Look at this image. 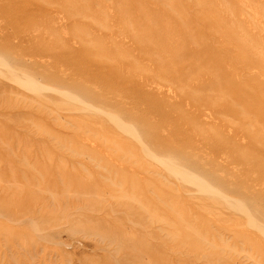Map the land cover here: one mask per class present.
<instances>
[{
	"label": "rangeland",
	"instance_id": "rangeland-1",
	"mask_svg": "<svg viewBox=\"0 0 264 264\" xmlns=\"http://www.w3.org/2000/svg\"><path fill=\"white\" fill-rule=\"evenodd\" d=\"M0 59V264H264V0H0Z\"/></svg>",
	"mask_w": 264,
	"mask_h": 264
},
{
	"label": "bare ground",
	"instance_id": "bare-ground-1",
	"mask_svg": "<svg viewBox=\"0 0 264 264\" xmlns=\"http://www.w3.org/2000/svg\"><path fill=\"white\" fill-rule=\"evenodd\" d=\"M5 62H6V61H5ZM5 62H3V61L0 59V66H1V65L4 66ZM3 63H4V64H3ZM6 64H7V63H6ZM5 66H6V65H5ZM9 67H10V66L8 65L6 68H9ZM11 68H12V66L10 67V70H11ZM4 69H5V68H4ZM10 70L7 69V71H9V72H10ZM9 72H8V73H9ZM1 73H2V72H1ZM1 73H0V74H1ZM2 74H3V73H2ZM10 74H11V73H10ZM3 75H4V74H3ZM0 76H1V75H0ZM24 76H26V75H24ZM1 77H5V75H4V76H1ZM8 80H9V79H8ZM19 85H20V84H19ZM61 94H62V93H61ZM63 94H64L65 96L67 95L66 92H64ZM74 96H75V95H73V98L75 99ZM74 99H73V100H74ZM74 101H75V100H74ZM77 103H78V102H77ZM81 103H82V102H81ZM90 107H91V106H90ZM97 111H98V109H97ZM102 112H103V111H102ZM110 116H111V114H110ZM111 117H113V114H112ZM115 117H116V116H114V118H111L112 122H114V121H113L114 119H115V120L117 119V117H116V118H115ZM109 118H110V117H109ZM124 119H125V118H124ZM118 120H119V119H117V120L115 121L118 125H117L116 123H115V124H116L117 126H119V125L121 126L122 124L119 122L120 120H119V121H118ZM109 121H110V120H109ZM121 122H122V121H121ZM119 123H120V124H119ZM123 126H125V128H127V129H126L127 131H128V129H129V132L132 131V130H130V128H131L130 126H129V128L126 127V124H123ZM121 127H122V126H121ZM125 128H124V129H125ZM126 130H125V131H126ZM122 132H123V131H122ZM124 133H125V132H124ZM126 133H127V132H126ZM127 134H128V133H127ZM129 135H130V134H129ZM131 135H132V134H131ZM142 144H143V143H142ZM141 147H144V144H143ZM145 147H146V146H145ZM144 149H146V148H143V151H144V152L147 151V150H144ZM148 152H150V151H148ZM148 152H147V153H148ZM148 154H151V153H148ZM146 155H147V154H146ZM161 162H162V160H161ZM171 163H172V162H171ZM173 163H174V162H173ZM173 163H172V165H171V164L168 163V161H167V164H168V165L173 166L172 169L175 171V175H176V174L179 172V164H178V163H175V164H178V167H176L175 165H173ZM162 164H163V163H162ZM164 164L166 165V161H165V160H164ZM166 166H167V165H166ZM184 174H186V173L183 172L181 175H184ZM191 178L193 179L192 175H191ZM197 179H198L200 182H202V181L199 179V176L197 177ZM192 182L198 183V182H196L194 179H193ZM198 184H199V183H198ZM201 184H202V183H201ZM196 185H197V184H196ZM203 185H204V184H203ZM199 186H201V185H199ZM201 187H203V186H201ZM210 189H211V188H210ZM214 189H215V188H214ZM207 192H208V191H207ZM210 192L212 193V190H211ZM215 194H216V193H215ZM217 194H218V193H217ZM219 195H220L223 199H224V197H226V196L223 197V194H221V193H219ZM28 221H29V220H28ZM31 221H32V220H31ZM31 221H30V223H31ZM19 223H20V221H19ZM31 228H32V227H31ZM36 228H37V227H36ZM33 229H34V227H33ZM35 232H36V231H35ZM41 238H42V237H41ZM41 240H42V239H41ZM110 240H111V239H110Z\"/></svg>",
	"mask_w": 264,
	"mask_h": 264
}]
</instances>
